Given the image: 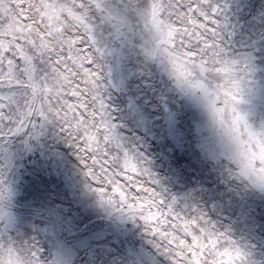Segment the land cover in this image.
Returning <instances> with one entry per match:
<instances>
[{
    "label": "snow or ice",
    "instance_id": "snow-or-ice-1",
    "mask_svg": "<svg viewBox=\"0 0 264 264\" xmlns=\"http://www.w3.org/2000/svg\"><path fill=\"white\" fill-rule=\"evenodd\" d=\"M0 264H264V0H0Z\"/></svg>",
    "mask_w": 264,
    "mask_h": 264
}]
</instances>
